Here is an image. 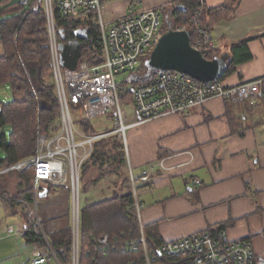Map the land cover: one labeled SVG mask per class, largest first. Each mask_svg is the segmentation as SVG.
<instances>
[{"label": "crops", "instance_id": "1", "mask_svg": "<svg viewBox=\"0 0 264 264\" xmlns=\"http://www.w3.org/2000/svg\"><path fill=\"white\" fill-rule=\"evenodd\" d=\"M103 1L105 17L111 21L138 9L161 8L169 14L183 0ZM185 1L202 3L204 11L225 8L232 12L231 19L212 25L210 56L226 61L223 85L257 82L258 98L255 104L210 99L187 113L127 131L124 169L128 177L130 173L135 179L144 173L149 177L137 184L138 220L161 243L225 231L228 240H249L257 264H264V0ZM243 41L250 57L232 65L231 48ZM229 66L233 70L227 74ZM128 112L132 120L133 109ZM84 170L91 202L111 197L122 178L116 170H100L91 163ZM46 198L48 193L39 200ZM8 214L16 216L9 209ZM67 214L64 210L59 217ZM56 219L48 225L49 233L61 227ZM20 227L0 224V264H30L37 252L46 256L19 240L23 224ZM47 264L57 263L51 259Z\"/></svg>", "mask_w": 264, "mask_h": 264}, {"label": "built area", "instance_id": "2", "mask_svg": "<svg viewBox=\"0 0 264 264\" xmlns=\"http://www.w3.org/2000/svg\"><path fill=\"white\" fill-rule=\"evenodd\" d=\"M42 1L47 23L50 66L60 109L59 128L51 136L38 133L34 156L1 170L0 176L12 172L25 173L33 169L32 202L28 203L22 196L16 203L18 206H24L30 224L37 230L41 229V218L37 211L40 193L49 187L68 189L72 264H79L82 171L97 142L117 135L122 140L125 152L126 133L134 126L168 115L187 113L214 98H221L230 103L248 101L255 104L259 88L257 82L227 87L220 80L200 82L173 71L157 72L150 80L134 86L131 103L134 118L131 120V114L124 110L121 99V94L126 92L128 87H123V82L117 81L116 77L121 74H134L141 60L150 54L159 41L164 31L162 9H138L109 21L105 17L103 0ZM140 2L137 0L135 3ZM53 4L57 6L61 16L69 20L86 22L90 18L94 19L98 26L104 58L102 64L90 66L80 60L74 71L60 65ZM202 10L201 3L192 16L183 17L172 29L188 31L192 47L206 57L214 50V43L211 28L200 22ZM72 107H79L82 118L87 122L100 116H111V129L93 134L80 131L74 122ZM129 178L134 199L133 207L139 219L141 206L136 198L137 184L139 181H147L149 177L144 173L135 179L130 173ZM139 229L140 237L137 240H125L123 236L100 235L92 240L93 250L99 253L108 249H119L124 253L128 249L136 250L140 244L145 264H154L155 258L146 247L144 230L140 223ZM18 234L21 236L22 231ZM159 253L166 259L180 260L187 264H257L250 241L228 240L225 231L215 234L201 232L178 241L166 242L162 244ZM51 259L55 261L53 254L45 256L37 252L30 264H47Z\"/></svg>", "mask_w": 264, "mask_h": 264}, {"label": "trees", "instance_id": "3", "mask_svg": "<svg viewBox=\"0 0 264 264\" xmlns=\"http://www.w3.org/2000/svg\"><path fill=\"white\" fill-rule=\"evenodd\" d=\"M55 2V0H53ZM36 5V6H35ZM200 4L197 1H181L177 8L164 15V29L168 25L173 28L183 17L192 16ZM54 25L59 43L73 38L72 32L79 28H89V40H81L83 49L81 61L90 66L104 62L99 37V30L94 19L86 22L69 20L61 16L57 6L53 4ZM163 12V11H162ZM232 12L225 8L212 11L202 10L200 22L209 28L213 24L232 18ZM207 17L209 21L207 22ZM62 32L61 34L59 32ZM0 86L8 85L12 92L10 102H0V171L25 158L34 156L36 136L38 133L53 135L59 128L60 109L56 94L55 82L50 66L48 48V32L42 0H0ZM246 41L234 44L231 48V61L239 63L249 59ZM149 54L143 58L137 71L128 76L123 87L130 88L121 94L125 105L132 103V90L137 83L145 82L154 77L157 72L148 71ZM206 58L211 59L210 55ZM229 66L227 74L232 72ZM72 113L77 128L84 133H96L90 122L81 116L79 107H72ZM74 116V115H73ZM107 121L112 122L108 116ZM112 127V126H111ZM105 128L102 131L111 129ZM8 128V134L3 131ZM92 162L100 170H116L122 177L116 182L111 197L97 202L84 199L80 209L81 246L79 264H145L143 248L140 244L136 250H126L95 253L92 240L100 235L108 237L123 236L125 240H137L140 237L139 222L133 207L134 199L131 193L129 177L124 169L125 154L121 138L117 135L103 139L95 144L88 162L83 166L81 194L87 192V184L83 181L88 163ZM108 168V169H107ZM23 173H17L21 178ZM1 177V176H0ZM25 179V178H24ZM30 189L18 190L17 195L3 197L7 208L13 214H20L23 220L21 237L24 243L34 249L42 250L47 255H54L57 264H72L70 215H63L65 225L53 233L40 232L30 224L25 213L16 211L18 195L28 203L32 202L31 178ZM54 187L47 189L48 197L54 194ZM16 203V204H15ZM46 221L41 219L44 227ZM144 230L146 247L155 258L154 264H187L180 260H169L158 256L163 243L155 238L151 231Z\"/></svg>", "mask_w": 264, "mask_h": 264}, {"label": "water", "instance_id": "4", "mask_svg": "<svg viewBox=\"0 0 264 264\" xmlns=\"http://www.w3.org/2000/svg\"><path fill=\"white\" fill-rule=\"evenodd\" d=\"M88 33L89 28L75 29L72 39L58 44L59 63L63 68L70 71L77 68L84 46L81 40L88 41ZM225 62L221 57L206 58L192 47L188 31H176L168 25L150 52L146 65L149 72L173 71L200 82H210L222 79L227 69ZM46 194L44 190L39 197Z\"/></svg>", "mask_w": 264, "mask_h": 264}, {"label": "rangeland", "instance_id": "5", "mask_svg": "<svg viewBox=\"0 0 264 264\" xmlns=\"http://www.w3.org/2000/svg\"><path fill=\"white\" fill-rule=\"evenodd\" d=\"M15 1H22V0H15ZM0 53H1V51H0ZM128 76H129V74H121V75L116 77V80L124 83V81L127 79ZM129 88H130V86H128V89ZM11 99H12V92H11L9 86L8 85L0 86V102L1 103H7V102H10ZM123 108L126 112H128L129 110L132 109V105L129 102H127L125 105L123 104ZM73 115H74V118L78 117L77 114H73ZM90 125L94 129V131L101 132L106 127L110 128L112 126V122L107 121L106 116H100V117H97L95 119H92L90 121ZM1 131L2 130L0 129V133H1ZM3 131L5 132V134H8V128H4ZM0 155H1V152H0ZM89 163H91V166L97 167V169H98V166H94L92 164V162H89ZM110 170H111V172H113L112 169H110ZM95 171L98 174L99 170L95 169ZM32 174H33V169L22 174L25 179H22L15 172H12V173H9L7 175L0 177V224L1 225H8V226L10 225V226L14 227L13 229L17 230L18 229L17 226L19 224L21 226L20 228H22V224H23L22 222L23 221H22V217L20 216V214H16V216L13 217L14 219L12 217H8L9 216L8 208L5 205L4 201H2L1 198L9 197V196H15L18 194L17 191L19 189L20 190L30 189V182H27L28 185H26V181L29 180V178L32 176ZM84 176H83V178H84ZM54 189H55L54 194L50 195L46 199H43V200L38 199V201H37L38 215L41 219H43V222L46 221V224L44 225V227L41 225L40 232L45 231V233H49L48 225L51 223L52 220H55L57 217H59V215L62 211L67 210L69 215H70V198H69L70 196L66 192V190L68 191V189L65 187H55ZM62 190H64L65 192H63ZM22 196L23 195H21V196L18 195V198L16 201L20 200L22 198ZM54 197H56V198H54ZM84 199H88V202H91L93 200V196H92L91 190L89 188H88L86 193H82V194L80 193V206H82ZM16 209H17L16 211L18 213L20 211V212L25 213L26 216L28 215L27 211L25 210L23 205H21V206L16 205ZM56 220L61 222L60 228H62L65 225L66 221H65L64 217H59ZM18 238H19V240L21 239L24 243V240L21 236H18Z\"/></svg>", "mask_w": 264, "mask_h": 264}]
</instances>
